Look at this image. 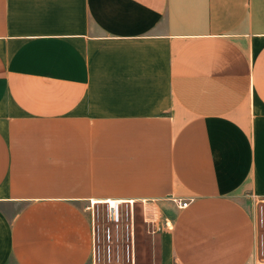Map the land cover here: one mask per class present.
<instances>
[{"label": "crops", "instance_id": "crops-1", "mask_svg": "<svg viewBox=\"0 0 264 264\" xmlns=\"http://www.w3.org/2000/svg\"><path fill=\"white\" fill-rule=\"evenodd\" d=\"M114 202L156 264L263 260L264 0H0V264H93Z\"/></svg>", "mask_w": 264, "mask_h": 264}, {"label": "rangeland", "instance_id": "rangeland-1", "mask_svg": "<svg viewBox=\"0 0 264 264\" xmlns=\"http://www.w3.org/2000/svg\"><path fill=\"white\" fill-rule=\"evenodd\" d=\"M260 219L264 220V208H258ZM97 227L99 228V238L97 241V253L93 263L108 264L109 247L111 245V255L113 262H127L130 259L134 264H156L159 259V241L143 223L140 210H135V228H136V252L129 248L127 243L128 225L132 221V210L128 211L123 207L122 221L117 229L109 221L107 209H96ZM134 215V212H133ZM263 217V218H262ZM134 219V216H133ZM264 222V221H262ZM264 225V223H263ZM110 227L115 233L113 239L109 242L105 236L106 229ZM116 236V237H115ZM260 255L264 259V227L260 229ZM12 264V263H10Z\"/></svg>", "mask_w": 264, "mask_h": 264}, {"label": "built area", "instance_id": "built-area-1", "mask_svg": "<svg viewBox=\"0 0 264 264\" xmlns=\"http://www.w3.org/2000/svg\"><path fill=\"white\" fill-rule=\"evenodd\" d=\"M190 204V201H181L179 203L180 208H186ZM122 214H123V206L121 202H114L109 205V208L107 209V216L108 221L117 229L120 227L121 221H122ZM107 240L110 242L113 239V232L110 227L106 229L105 234ZM109 258H108V264H134V262H131L130 259H128L127 262H113L112 261V255H111V248L109 247L108 250ZM93 264H103V263H93ZM264 264V259L259 263Z\"/></svg>", "mask_w": 264, "mask_h": 264}]
</instances>
